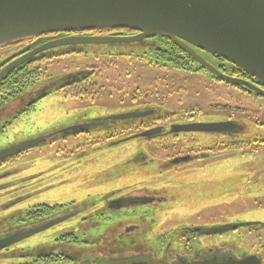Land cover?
Listing matches in <instances>:
<instances>
[{
    "label": "rangeland",
    "instance_id": "obj_1",
    "mask_svg": "<svg viewBox=\"0 0 264 264\" xmlns=\"http://www.w3.org/2000/svg\"><path fill=\"white\" fill-rule=\"evenodd\" d=\"M44 67L48 79L94 70L96 86L91 87L94 100L83 102L79 97L68 99L61 92H53L7 129L0 137V149L74 126L80 119L89 121L127 113L145 103L174 111L200 109L202 114L197 119L200 122L221 117L212 114L213 109L218 108H224L233 117L237 112L242 117H252L249 122H264V100L235 91L206 76L151 67L143 61L127 58L97 59L91 55L68 56ZM94 133L89 141L84 134L72 136L67 141L32 149L1 166L0 187L29 181L0 192V219L38 206L69 207L113 195L119 202L150 191L165 192L168 199L161 209L151 212L159 221L153 234L162 231V224L186 223L188 219H219L226 223L264 221V175L259 173L264 167L261 156L264 153L232 150L227 159L175 170L170 164L171 168L165 167L168 163L165 162L211 147L214 142L210 137L197 134L178 142L158 138L144 143L132 139L111 145L115 137L106 139L105 134ZM128 134L127 131L123 135ZM119 135L116 138L123 136ZM140 153L145 154L149 162L134 163L133 159ZM129 205V202L122 203L119 211H114L117 212L115 218L127 211L132 215L134 211L128 209ZM100 207L98 204L97 209ZM94 212L95 208L84 210L14 248L27 252L54 245ZM15 261L18 259H1L0 264Z\"/></svg>",
    "mask_w": 264,
    "mask_h": 264
},
{
    "label": "flooded vegetation",
    "instance_id": "obj_2",
    "mask_svg": "<svg viewBox=\"0 0 264 264\" xmlns=\"http://www.w3.org/2000/svg\"><path fill=\"white\" fill-rule=\"evenodd\" d=\"M138 35L140 34L134 31L127 32L123 30H107L91 33H62L43 36L0 50V71H2L5 67L13 63L14 61L35 52L37 53L29 61H26L22 65L15 68L10 74L7 75V77L17 69H20L22 66H25L26 64L29 65L30 62H38L39 60L43 61L41 63V66L45 69L44 66L46 64L72 55H91L97 59L100 58L99 56L94 55L91 49L85 48L95 45H66L58 46L55 48L42 49L44 46L51 42L60 41L73 36H113L128 38L136 37ZM160 40H162V43H166L165 38H154L143 39L138 43L127 44L131 46V48L129 49V57L125 56L120 58H127L138 62L143 61L146 64H149L151 63V60L149 58L153 57V55L156 53L153 47H156ZM77 49L80 50L79 53H76L75 50ZM180 49L184 52L183 61L186 62V64L183 63L182 60H175V62L176 64L179 63L182 66L181 68L183 70L190 69L191 72L178 71L177 69H173L172 71L183 72L187 74L192 73L191 75L193 76H206L211 78L215 82L225 84L227 87L232 88L235 91L246 93L257 99L264 100V98L257 96L254 91H249L247 90V88L235 87L220 81L212 73H210L206 67L197 63L182 48ZM71 50L74 51L70 54ZM195 50L198 55L204 58L206 62L214 66L222 74L238 79L240 81L250 83L264 90V85L262 83L258 82L256 79L240 70L236 66L232 65L231 63L227 62L226 60L221 59L217 56H213L201 50ZM173 59L174 58H170L169 61ZM162 66L166 67L165 64H163ZM172 66L174 67L175 64ZM170 67L171 66L167 68ZM168 70L171 71V69ZM81 72H84V74L88 73L87 77L82 81H77V78L70 81H63L62 77H58L59 81L62 80L61 85L64 86L63 89L53 90L45 98L50 96L53 92L58 91L63 93L68 99H78L73 97V95H71L73 93H70L69 90L70 86L75 82L71 87H73L74 89L80 88V90H83L81 92V94L83 95H80L79 97L81 101H93L94 96L92 95V91H89V88H91L92 85L96 84L94 80L96 72L94 70L87 69L82 70ZM7 77H5L0 82V85L3 84ZM46 81H48V78H46ZM45 98L35 103L31 107H28L18 116L16 115L6 123H0V137L3 136L6 133L7 129L10 128L17 120L31 113L36 108V106ZM3 104L4 102L0 103V108L3 106ZM146 106H154L155 110H153L152 113L147 116L129 120L128 122L117 121L110 123L118 124V126L115 127V130L120 128L125 132H130V134L127 135L126 141L137 139L140 143H144L152 142L153 140L158 138H166L170 142H178L181 140V138L183 140H186L189 138H194L197 134H200L210 137L211 141L214 142L211 147L201 148L199 150L197 149L192 153L188 152L187 154L168 159L165 162H168L167 166L165 167L171 168V165L175 166L174 169L177 170L193 165L195 166L201 165L202 163H208L211 161L213 162L215 160L227 159L232 155V150H239V153H264V122H249L247 120H251L252 117H242L237 111H235L237 112V116L233 117L232 115L227 114L228 111H225L224 108H222L221 110H218L219 108L213 109V116L217 115L218 117H221H219L217 120L200 122L199 120H197L200 114H202L200 109H178L174 111L164 106L162 107L156 104L145 103L142 106L136 107L134 110L144 108ZM157 109H162V112ZM217 110L219 112H216ZM90 121L91 120L88 121L80 119L77 124H74V126L84 125L85 127H87L88 125L92 124ZM193 127L196 128L194 129ZM67 128H62L54 132H60ZM155 129L160 130L155 137L149 138L148 136H144V134H147L148 132ZM96 133L100 134L102 132H95L94 134ZM260 133L262 134L259 135ZM84 135L87 136L86 141H89L93 136L92 133ZM61 137L62 135L56 134V137H53L48 145H52L58 141H67L72 136L63 138ZM98 140L100 141V139ZM13 145H17V143L10 144L7 147ZM4 148H1L0 150ZM18 156H21V154L15 157ZM261 156L263 157L264 163V154ZM15 157L1 163L0 167L11 160H14ZM133 162L144 165L149 162V158L145 156V154L140 153L133 159ZM259 173L264 175V167H262ZM165 194V192L160 193L143 191L140 192L137 196H129L128 198L123 200V203L129 202L130 207L128 209L133 208L134 212L131 213L132 215H130V211L123 212L125 214H118L117 218H115L117 212H114V210H112L111 208L113 202L117 201L118 199L114 195L109 200H106V198L104 197L100 198L99 201L89 199L86 203H83L84 205L81 208H95V212L85 218L77 229H72V231L75 233L74 235L76 236H61L55 241V244L61 242L67 243V245L92 247L90 246V244L96 242L99 244L101 243L102 245L105 244V247L106 245H117V247L126 249V253L150 257L157 263L162 261L163 264H182L183 261L200 262L202 260L211 258H217L219 261L223 259H234L236 262H243L245 264H264V221L226 223L220 222L219 219H208L207 221L203 219H193L189 221L190 219H188V221H185L186 223L179 222L175 225L162 224V231L153 234L154 230L158 227L159 221H157V219L153 217V214H151V212L153 211L154 213L158 211L163 206V203L167 202L168 199L165 197ZM98 204H101V207L99 209H97ZM118 206L119 208H121V205ZM74 207H76V205L69 207L56 206L49 207V209H42L41 206H38L28 210L32 211V216L27 215L28 211L17 212L7 219H10V221L13 222L14 228L31 226L47 221L49 218H52L54 216L61 215L62 212L72 210V208ZM2 220L4 219H0V222ZM109 227H113L111 228L113 229L111 230V232ZM67 233H65L64 235H66ZM46 247L48 246H42L34 251L25 252L22 250L20 251L19 249H15L13 246L0 253V260L1 258L18 259V261L11 262L10 264L66 263L63 261L62 257L53 256L50 254L43 256L40 255V259H38L39 257H37V254L45 252ZM106 252L112 253L108 249L106 250Z\"/></svg>",
    "mask_w": 264,
    "mask_h": 264
},
{
    "label": "water",
    "instance_id": "obj_3",
    "mask_svg": "<svg viewBox=\"0 0 264 264\" xmlns=\"http://www.w3.org/2000/svg\"><path fill=\"white\" fill-rule=\"evenodd\" d=\"M107 30H129L140 35L128 38L73 36L51 42L42 49L66 45H125L138 43L143 39L165 38L177 44L220 81L247 88L264 98V90L222 74L195 50L226 60L264 85V0H0V50L52 34ZM36 53L26 55L0 71V82ZM83 74L84 72H78L62 78L63 81H70ZM154 108L146 106L97 121L128 122L149 115ZM160 111L162 112V109ZM97 121L91 120L93 125L87 127L76 125L4 148L0 150V164L32 149L47 146L56 134L62 135L63 138L88 133ZM158 131L160 130H152L144 136L153 138ZM121 142L120 140L111 145ZM27 181L29 180L3 185L0 192ZM111 197H106V200ZM119 203L122 205L123 201ZM83 205H76L72 210L64 211L61 215L36 225L10 228L1 232L0 253L88 210L86 207L81 208ZM118 205L117 201L113 202L112 210L118 211ZM109 228L111 232L113 227ZM71 232L72 229L67 234ZM97 249L99 248L80 249L77 252L72 250V253H69L54 244L46 247V251L40 255L65 256L81 264H163L162 261L157 263L150 257L126 253L124 248L110 250L112 253L108 255L117 254V257H101L93 253ZM182 264L245 263L236 262L234 259L219 261L217 258H211L200 262L183 261Z\"/></svg>",
    "mask_w": 264,
    "mask_h": 264
},
{
    "label": "trees",
    "instance_id": "obj_4",
    "mask_svg": "<svg viewBox=\"0 0 264 264\" xmlns=\"http://www.w3.org/2000/svg\"><path fill=\"white\" fill-rule=\"evenodd\" d=\"M123 31H129V30H123ZM100 32V31H99ZM165 44L162 43V40L158 42L156 47L154 48V51L156 52L153 57H150L151 63L148 65L151 67L156 68H164L171 66L167 69H177L178 71H186L191 72L190 69L183 70L181 65L179 63L176 64L175 60H184V52L178 47L177 44L174 42L168 41L165 39ZM141 46V45H140ZM88 49H91L94 55H97L99 57H129L130 53V45H107V46H90L85 47ZM74 51V50H73ZM73 51H70V54L73 53ZM76 53H79V49L75 50ZM75 53V52H74ZM163 55V57H162ZM170 58H174L173 60H170ZM46 61V60H45ZM43 61L39 60L38 62H30L29 65L22 66L20 69H17L14 71L10 76L6 78V80L3 82V84L0 85V103L4 102L3 106L0 108V123H6L8 120L12 119L16 115L18 116L20 113H22L24 110H26L28 107H31L35 103L41 101L43 98H45L51 91L53 90H62L64 86H62L61 81L58 80V77H54L51 79L47 78V71L41 66ZM156 62V63H154ZM33 63V64H31ZM38 63V64H36ZM183 63L186 64V62L183 61ZM163 64L166 65L162 66ZM175 66L173 67L172 65ZM183 64V65H185ZM88 73L84 74L81 78H77V81H82L87 77ZM75 83V82H74ZM74 83L71 85L73 86ZM70 86V93H73V97H80L81 92L83 90H80V88L74 89ZM93 87L96 86V84L92 85ZM89 91H92L91 88H89ZM97 121V120H96ZM92 123V122H91ZM111 122H101L97 121L95 127H91V131L85 134L93 133V132H102L105 134L106 139H111L115 137V141H111V144L122 141L121 143L125 142L124 139L127 138V135H123L125 131L123 129H116L115 127L118 126V124ZM93 125V123L91 124ZM113 125V126H112ZM120 126V125H119ZM123 136H120V135ZM119 135L120 137L116 138V136ZM108 137V138H107ZM102 147H98L100 149ZM42 209H49L48 206H41ZM48 207V208H47ZM27 215H33L32 211H28ZM26 215V216H27ZM50 219V218H49ZM13 221V220H12ZM13 222L10 221V219H4L0 222V233L4 230L14 228ZM75 233L71 232L69 234L63 235L65 237L73 236ZM76 236V235H74ZM109 244V243H107ZM56 245L69 253H72V250H75V252L80 251V249H97L93 253L96 255H100L101 257H117V254L108 255L109 253L106 252V250H115L120 249L121 247H117V245H106L105 244H99L96 242L91 243L90 246L92 247H81L76 245H67V243H56ZM66 245V246H64ZM99 250V251H98ZM67 252V253H68ZM115 253V252H114ZM40 254L38 253L37 257L40 259ZM62 257L63 261L66 262L65 264H81L80 262H76L73 259L66 258L65 256H58Z\"/></svg>",
    "mask_w": 264,
    "mask_h": 264
}]
</instances>
